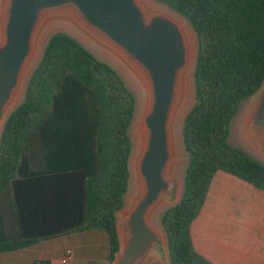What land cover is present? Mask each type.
Masks as SVG:
<instances>
[{"label": "trees", "instance_id": "1", "mask_svg": "<svg viewBox=\"0 0 264 264\" xmlns=\"http://www.w3.org/2000/svg\"><path fill=\"white\" fill-rule=\"evenodd\" d=\"M154 1L186 18L197 42L194 102L181 128L183 190L159 222L170 264H213L194 249L190 224L214 173L264 190V162L229 142L232 119L264 79V0ZM135 109L134 93L111 64L66 32L49 36L0 134V252L100 230L112 263Z\"/></svg>", "mask_w": 264, "mask_h": 264}, {"label": "water", "instance_id": "2", "mask_svg": "<svg viewBox=\"0 0 264 264\" xmlns=\"http://www.w3.org/2000/svg\"><path fill=\"white\" fill-rule=\"evenodd\" d=\"M154 2L166 8L149 0L0 1V134L23 99L49 38L31 68L43 28L55 18L69 21L90 42L111 53L140 88L135 143L130 137L128 191L115 212L119 248L111 264H170L166 236L155 218L167 203H177L183 190V181L173 172L176 127L191 76L194 102L197 42L193 43L189 29L194 41L196 36L186 18ZM237 115V134L245 144L239 147L264 162V79L241 103L229 138Z\"/></svg>", "mask_w": 264, "mask_h": 264}, {"label": "crops", "instance_id": "3", "mask_svg": "<svg viewBox=\"0 0 264 264\" xmlns=\"http://www.w3.org/2000/svg\"><path fill=\"white\" fill-rule=\"evenodd\" d=\"M190 236L194 249L213 264H264V190L216 171ZM67 250L66 264L110 263L108 236L85 230L0 252V264H62Z\"/></svg>", "mask_w": 264, "mask_h": 264}, {"label": "rangeland", "instance_id": "4", "mask_svg": "<svg viewBox=\"0 0 264 264\" xmlns=\"http://www.w3.org/2000/svg\"><path fill=\"white\" fill-rule=\"evenodd\" d=\"M149 1L156 6L166 8L164 5H160V4H158L152 0H149ZM55 31H64L68 34H71L75 38H77L84 46H86L89 50H91L98 58L103 59V60L107 61L108 63H110L124 78L127 86L131 89V91L134 93L135 98H136V111H135V115H134L132 125L130 127V132H129L130 137L132 139V142L135 143L134 125H135L136 120H137V115H138L139 105H140V98H141V92H140L139 86L136 85L135 80L133 79L132 75L127 71L125 66L117 58H115L111 53L107 52L106 50L101 49V48L97 47L96 45H94L92 42H90L84 35L80 34L79 29L77 27H75L72 23H70L69 21H67L65 19L55 18V19L50 20L44 26L43 31H42L41 36H40V39H39L37 54H36V57H35L32 65H31V68L36 63V61L39 57L41 48L44 45L46 39L49 37V35L51 33L55 32ZM189 31L191 33L193 43L196 42V40L194 41V35H193L191 29H189ZM194 48L195 47L193 45V49ZM184 99L185 100H184L183 104L181 105L180 116L178 118L177 127H176V144H177V147L175 148V161H174V166H173V172H174L175 176L178 178V180L180 181V183L183 181V175H184V171H185V167H186V163H187V155H186L185 151L183 150V147L181 146V124H182V120H183L185 113L187 112L188 108L191 106V104L193 102L192 76L190 77V79L188 81L187 89H186V95H185ZM239 116L240 115H237V117L235 118V120L233 122L229 142L233 145H236V146L245 147V144L243 143V141L238 136L237 129H236V122H237ZM131 191H132V184L130 185L129 193ZM171 205H172L171 203H167L158 212V214L155 218V224L157 227L161 228L160 223H159V218H160L162 211ZM100 252H101V250H100Z\"/></svg>", "mask_w": 264, "mask_h": 264}, {"label": "built area", "instance_id": "5", "mask_svg": "<svg viewBox=\"0 0 264 264\" xmlns=\"http://www.w3.org/2000/svg\"><path fill=\"white\" fill-rule=\"evenodd\" d=\"M70 250H67L66 255L61 259V263L62 264H66L67 263V259H68V254H70Z\"/></svg>", "mask_w": 264, "mask_h": 264}]
</instances>
